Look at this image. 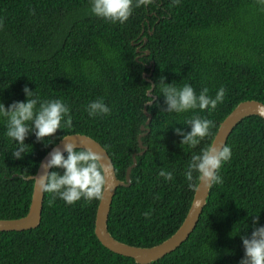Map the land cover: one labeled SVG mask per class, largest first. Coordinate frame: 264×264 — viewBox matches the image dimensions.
Returning <instances> with one entry per match:
<instances>
[{"label":"trees","instance_id":"16d2710c","mask_svg":"<svg viewBox=\"0 0 264 264\" xmlns=\"http://www.w3.org/2000/svg\"><path fill=\"white\" fill-rule=\"evenodd\" d=\"M150 73L155 100L147 107L149 133L141 139L147 149L136 158L130 186L116 189L107 220L114 239L144 248L162 243L183 223L195 192L184 177L191 156L211 145L239 103L264 104V8L258 0H133L121 24L92 15L90 0H0V103L23 102L27 86L42 100L63 101L72 117L51 141L29 134L20 160L13 159L16 144L0 122V219L27 214L33 181L25 178L67 135L98 142L124 181L140 151L144 105L153 100L143 78ZM161 78L176 87L190 84L197 95L207 88L213 98L223 87L224 101L213 111L165 112ZM98 98L111 112L90 118L87 105ZM197 116L213 121L209 135L195 148L180 144L174 129L187 133L185 122ZM225 145L232 156L220 169L223 183L210 189L195 229L150 264H239L240 237L251 235L253 219L264 226V120L243 119ZM161 170L172 172L173 180L160 177ZM50 198L44 193L37 228L0 232V264H137L95 236L100 199L67 205L57 198L49 205Z\"/></svg>","mask_w":264,"mask_h":264},{"label":"clouds","instance_id":"9594fccd","mask_svg":"<svg viewBox=\"0 0 264 264\" xmlns=\"http://www.w3.org/2000/svg\"><path fill=\"white\" fill-rule=\"evenodd\" d=\"M258 2L264 8V0ZM132 10L133 0H90L91 14L112 23L126 22ZM159 83L164 111L168 113L213 111L218 104L223 103L226 94L223 87L213 98L208 95L207 88L197 95L190 84L176 87L173 83L165 84L163 78ZM23 93V102H13L7 108L0 103V122L5 126L4 135L16 144V150L12 153L14 160L23 159L26 154L28 146L24 141L29 134H34L37 141H51L47 138L52 137L62 127H70L72 121L69 107L60 99L42 100L35 90H30L27 86L23 88ZM86 111L92 118L109 115L111 109L102 98H98L87 105ZM261 114H264V109H261ZM184 125L188 126L190 131L185 133L176 128L174 132L181 137L180 144L195 148L209 135L213 121L197 116L186 121ZM71 139V136H64L63 151L59 148L53 150L47 162L42 165V172L34 176L36 187L43 193L51 194L49 205L57 198L67 205H73L81 199L88 202L99 200L104 194L107 165L102 162L103 157L91 148H78L74 143L68 142ZM47 144L49 143H45L46 146ZM231 156L232 150L227 145H211L199 154L194 153L184 173L188 187L197 191L203 189L206 192L223 183L219 172ZM159 176L166 181L173 180L170 171L161 170ZM194 180H198L199 184L194 183ZM144 215L147 218L149 214ZM257 224L258 219H253L251 235L240 237L244 256L239 264H264V226L257 227Z\"/></svg>","mask_w":264,"mask_h":264},{"label":"water","instance_id":"95a60500","mask_svg":"<svg viewBox=\"0 0 264 264\" xmlns=\"http://www.w3.org/2000/svg\"><path fill=\"white\" fill-rule=\"evenodd\" d=\"M146 39H144L145 43ZM149 55V52L145 53ZM153 66L151 62L146 67L150 69ZM153 71V68H152ZM150 74H143V78L150 82ZM153 85L151 83V88L147 92L148 97H152ZM153 100L147 102L144 105L143 113L147 118L144 125L141 126V134L138 136L137 142L140 151L132 155V164L126 169L124 181L117 179L114 171L113 163L106 152V150L92 138L81 135V134H71L72 139L68 142L74 143L78 148H91L94 152H98L103 157L102 162L107 165L105 171V189L102 198L99 201L96 217L94 222V233L98 241L103 247H105L110 252L133 259L137 264H150L152 262L158 261L164 256L175 251L183 242H185L192 231L195 229L199 217L203 211L204 206L206 205L207 198L209 196V191L206 192L201 189V191L195 190L193 199L188 210V213L178 228V230L170 236L168 239L162 243L149 247H137L124 244L117 241L112 237V235L107 230V220L110 212V207L112 204V199L115 195V191L118 187H129L131 184V171L136 167L137 160L136 158L142 156L146 151V147L142 144L141 139L149 133L147 125H149L151 116L147 112V107L151 106L155 97H152ZM261 109H264V104L258 101L250 100L239 103L232 112L220 123L218 130L212 140L211 145H225L226 140L233 130V128L240 123L243 119L250 116H257L264 120V114H261ZM63 139V138H62ZM60 140L52 149H50L45 156L40 161L38 169L34 176H38L42 172V165L45 164L49 158V154L59 148L63 151L64 141ZM210 145V146H211ZM51 171V170H49ZM34 176L26 177L25 180L33 181V190L31 195V201L27 214L19 219H0V232H20L35 229L39 226L41 220V212L43 207V198L44 193L36 187ZM199 184V182H198ZM197 184V185H198Z\"/></svg>","mask_w":264,"mask_h":264}]
</instances>
